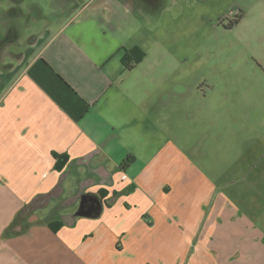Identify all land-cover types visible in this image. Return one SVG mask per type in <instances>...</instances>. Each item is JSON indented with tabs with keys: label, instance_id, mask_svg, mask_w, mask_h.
Segmentation results:
<instances>
[{
	"label": "crops",
	"instance_id": "obj_1",
	"mask_svg": "<svg viewBox=\"0 0 264 264\" xmlns=\"http://www.w3.org/2000/svg\"><path fill=\"white\" fill-rule=\"evenodd\" d=\"M25 1L0 0V264H264V200L214 185L192 163L209 125L156 106L147 58L122 64L156 0ZM156 130L172 147L156 152Z\"/></svg>",
	"mask_w": 264,
	"mask_h": 264
},
{
	"label": "rangeland",
	"instance_id": "obj_2",
	"mask_svg": "<svg viewBox=\"0 0 264 264\" xmlns=\"http://www.w3.org/2000/svg\"><path fill=\"white\" fill-rule=\"evenodd\" d=\"M33 1L26 0L23 8ZM42 1L47 13L51 5ZM149 20L142 30L147 61L141 74L147 94L156 98V106L169 101L192 107L185 124L195 128L206 123L211 131L206 154L192 163L209 173L218 188H228L241 207L249 201L262 203L264 0H156V16ZM42 25L20 28L26 34ZM206 107L208 115L201 113ZM158 131L156 152H163L172 146Z\"/></svg>",
	"mask_w": 264,
	"mask_h": 264
},
{
	"label": "trees",
	"instance_id": "obj_3",
	"mask_svg": "<svg viewBox=\"0 0 264 264\" xmlns=\"http://www.w3.org/2000/svg\"><path fill=\"white\" fill-rule=\"evenodd\" d=\"M122 64L128 70L134 69V67L140 64L146 58V53L139 47H134L132 49H122ZM56 158V169L61 172L69 163V157L66 155L55 156ZM132 162V158L128 157L122 164V169H127ZM57 225H61L58 223ZM54 227V225L52 226Z\"/></svg>",
	"mask_w": 264,
	"mask_h": 264
},
{
	"label": "water",
	"instance_id": "obj_4",
	"mask_svg": "<svg viewBox=\"0 0 264 264\" xmlns=\"http://www.w3.org/2000/svg\"><path fill=\"white\" fill-rule=\"evenodd\" d=\"M95 205L96 202L94 198H92L91 196L86 197L82 202L79 215H87L89 212L94 210Z\"/></svg>",
	"mask_w": 264,
	"mask_h": 264
}]
</instances>
